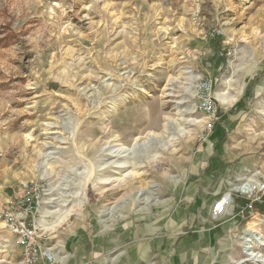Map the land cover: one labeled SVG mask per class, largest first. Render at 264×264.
<instances>
[{"label":"rangeland","instance_id":"rangeland-1","mask_svg":"<svg viewBox=\"0 0 264 264\" xmlns=\"http://www.w3.org/2000/svg\"><path fill=\"white\" fill-rule=\"evenodd\" d=\"M253 174L264 0H0V209L37 185L53 264H262L242 260L264 257L260 214L210 215ZM21 260L0 219V264Z\"/></svg>","mask_w":264,"mask_h":264},{"label":"built area","instance_id":"built-area-1","mask_svg":"<svg viewBox=\"0 0 264 264\" xmlns=\"http://www.w3.org/2000/svg\"><path fill=\"white\" fill-rule=\"evenodd\" d=\"M219 29H214L211 36L218 35ZM212 81L200 78L196 84L199 109L206 115L205 130L211 132L219 123L220 111L212 95ZM236 201H241L236 204ZM41 196L37 185H23L18 196L8 200L0 209V219L4 226L13 234L16 243L21 247V264H36L44 261L55 262L52 249L43 243L40 233L38 216L41 209ZM236 206L235 215L240 217H255L260 214L264 221V178L259 175L239 177L213 203L210 215L213 220L220 219L228 207ZM261 238V236H257Z\"/></svg>","mask_w":264,"mask_h":264},{"label":"bare ground","instance_id":"bare-ground-1","mask_svg":"<svg viewBox=\"0 0 264 264\" xmlns=\"http://www.w3.org/2000/svg\"><path fill=\"white\" fill-rule=\"evenodd\" d=\"M128 149H126V151H127ZM111 153V152H110ZM117 155H116V154ZM114 154V157H116V156H119L118 154V152L116 151ZM111 157H113V156H111ZM120 157V156H119ZM54 224V223H53ZM3 226H4V223H3ZM246 241H248L249 243H253V244H257V245H259V246H264V241L261 239V238H258L257 236H254V235H252V237H250V238H247L246 239ZM252 245H247V247L246 248H250ZM242 260H244V263L246 262V261H258V262H260V263H262V264H264V257H263V255L261 254V253H259V252H253V253H249V254H247V258H245V259H242ZM241 260V261H242ZM243 264V263H242Z\"/></svg>","mask_w":264,"mask_h":264}]
</instances>
